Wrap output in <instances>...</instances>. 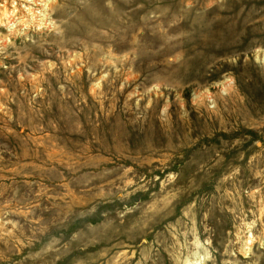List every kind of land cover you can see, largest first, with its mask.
Instances as JSON below:
<instances>
[{
    "label": "rangeland",
    "instance_id": "rangeland-1",
    "mask_svg": "<svg viewBox=\"0 0 264 264\" xmlns=\"http://www.w3.org/2000/svg\"><path fill=\"white\" fill-rule=\"evenodd\" d=\"M0 264H264V0H0Z\"/></svg>",
    "mask_w": 264,
    "mask_h": 264
}]
</instances>
